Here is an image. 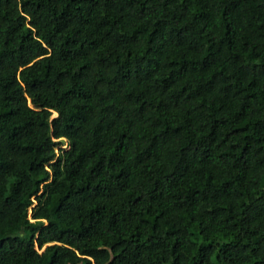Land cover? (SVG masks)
<instances>
[{
  "label": "trees",
  "instance_id": "1",
  "mask_svg": "<svg viewBox=\"0 0 264 264\" xmlns=\"http://www.w3.org/2000/svg\"><path fill=\"white\" fill-rule=\"evenodd\" d=\"M0 264H264V0H0Z\"/></svg>",
  "mask_w": 264,
  "mask_h": 264
},
{
  "label": "rangeland",
  "instance_id": "2",
  "mask_svg": "<svg viewBox=\"0 0 264 264\" xmlns=\"http://www.w3.org/2000/svg\"><path fill=\"white\" fill-rule=\"evenodd\" d=\"M55 116H56V115H53V117H55ZM62 148H67V142H66V141H63Z\"/></svg>",
  "mask_w": 264,
  "mask_h": 264
}]
</instances>
